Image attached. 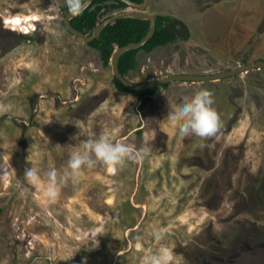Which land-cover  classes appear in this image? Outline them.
Returning <instances> with one entry per match:
<instances>
[{
  "label": "rangeland",
  "instance_id": "rangeland-1",
  "mask_svg": "<svg viewBox=\"0 0 264 264\" xmlns=\"http://www.w3.org/2000/svg\"><path fill=\"white\" fill-rule=\"evenodd\" d=\"M64 6L0 0V264H139L161 247L172 264H264V69L174 82L142 107L66 29ZM148 11L183 20L190 37L140 50L135 83L264 60V0H152ZM200 89L221 119L214 138L166 119L168 102ZM89 132L147 151L113 171L83 168L54 203L24 183L33 143L41 173L60 172Z\"/></svg>",
  "mask_w": 264,
  "mask_h": 264
},
{
  "label": "clouds",
  "instance_id": "clouds-1",
  "mask_svg": "<svg viewBox=\"0 0 264 264\" xmlns=\"http://www.w3.org/2000/svg\"><path fill=\"white\" fill-rule=\"evenodd\" d=\"M88 0H65L68 12L79 16L85 11ZM213 94L208 89H200L189 99L181 97L180 100L168 102L166 119L178 125L177 131L181 136L194 135L201 139L214 138L221 128L219 114L213 109ZM79 135L84 136L80 131ZM202 144L201 147H206ZM147 149H137L124 140L113 141L107 134L98 137L95 133L86 134V139L81 142L80 150L74 151L67 166L60 172L54 167L41 173L36 166L35 156L39 153L37 141L28 149L27 160L32 161V166L24 171V183L31 186L44 187L45 196L49 203H54L60 195L61 188L69 182L73 185L79 182L83 168L91 169L97 162L102 163L109 171L122 167L127 161L141 163ZM167 235L164 228H152V237L155 241H162ZM173 255L167 247L158 251H145L139 264H172Z\"/></svg>",
  "mask_w": 264,
  "mask_h": 264
},
{
  "label": "trees",
  "instance_id": "trees-1",
  "mask_svg": "<svg viewBox=\"0 0 264 264\" xmlns=\"http://www.w3.org/2000/svg\"><path fill=\"white\" fill-rule=\"evenodd\" d=\"M142 2L143 0H133ZM130 6L121 0H95L87 10L81 15L72 19L74 27L80 31L92 34L95 27L107 17L116 12L127 10ZM64 11L68 9L65 4ZM172 17L170 15L158 14L156 22V31L146 44L134 50L124 53L119 60V68L123 75H131L138 66V53L140 50L152 51L157 47L165 46L173 42L178 36L165 27ZM150 29V21L137 18H122L115 23L109 24L101 35L94 41L88 43L93 49L98 51L103 65L108 66L113 52L118 47L125 46L132 42H138L144 38ZM116 87L120 90L129 91L122 81L115 77ZM159 91L158 87H152L146 90L131 91L138 99H141L142 107L153 99L152 95Z\"/></svg>",
  "mask_w": 264,
  "mask_h": 264
},
{
  "label": "water",
  "instance_id": "water-1",
  "mask_svg": "<svg viewBox=\"0 0 264 264\" xmlns=\"http://www.w3.org/2000/svg\"><path fill=\"white\" fill-rule=\"evenodd\" d=\"M127 3L130 7L127 10L119 11L114 13L113 15L104 19L101 23H99L95 29L93 30L92 34H87L72 24V19L76 18L73 17L70 13H67L64 18V24L66 29L72 33L74 36L81 38L84 42L90 43L98 38L101 33L105 30V28L112 23H115L117 20L122 18H137L143 20L150 21V29L147 35L142 38L138 42H132L125 46L118 47L113 52L110 64L112 65L113 73L116 78L124 83L129 91H136V90H146L152 87H160L162 89L161 93L164 92L165 86L164 84L168 82L174 81H184V82H207V81H217L223 78L232 77L237 74L250 72L255 69H264V60L260 59L255 62L249 64H241L238 65L230 70L223 71L220 73L209 74V75H198V74H175V75H168L162 77L160 79H154L143 83H135L131 81L127 76L123 75L119 68V60L121 56L129 50L139 49L143 47L147 41L151 39L156 31V22H157V14L150 13L148 8L151 5V0H143L142 2H135L133 0H121ZM95 0H88L85 10H87ZM165 27L173 32L178 36H186L189 32L188 25L181 19H173L171 23H166Z\"/></svg>",
  "mask_w": 264,
  "mask_h": 264
},
{
  "label": "flooded vegetation",
  "instance_id": "flooded-vegetation-1",
  "mask_svg": "<svg viewBox=\"0 0 264 264\" xmlns=\"http://www.w3.org/2000/svg\"><path fill=\"white\" fill-rule=\"evenodd\" d=\"M158 15V14H157ZM171 16V15H170ZM172 18L167 22V23H171L172 22V20L173 19H178V18H175L174 16H171ZM166 24V23H165ZM189 27V26H188ZM189 33V32H188ZM178 36V35H177ZM190 37V34H187L186 36H184V37H182V36H178L173 42H171V43H174V42H176L178 39H188ZM169 44V43H168ZM161 47V46H160ZM197 49V48H196ZM147 52H149V51H147ZM234 68V67H233ZM230 70V69H229ZM258 70H260V69H258ZM262 70V69H261ZM225 71H227V70H225ZM221 72H223V71H221ZM218 73H220V72H218ZM213 74H215V73H213ZM175 75V74H174ZM165 76H168V75H164V76H162V77H165ZM161 77V78H162ZM154 79H160V78H154ZM153 78L152 79H150V80H154ZM224 79V78H223ZM221 80V79H220ZM217 81H219V80H217ZM174 82H184V81H174ZM174 82H168V83H166V84H164V86H165V90H164V92L163 93H165L168 89H170V87H171V85H173L174 84ZM213 82H216V81H213ZM196 83H203V82H196ZM159 88V91L157 92V93H155V94H153L152 95V97H153V99L156 97V95H158V94H161V91H162V89L160 88V87H158ZM153 99H151L149 102H151V101H153ZM139 101L142 103L143 101L141 100V99H139ZM148 102V103H149ZM147 103V104H148ZM147 106V105H146ZM145 106V107H146ZM262 198H264V197H262Z\"/></svg>",
  "mask_w": 264,
  "mask_h": 264
},
{
  "label": "bare ground",
  "instance_id": "bare-ground-1",
  "mask_svg": "<svg viewBox=\"0 0 264 264\" xmlns=\"http://www.w3.org/2000/svg\"><path fill=\"white\" fill-rule=\"evenodd\" d=\"M28 23V22H27ZM34 26H33V23H31V25H30V27L29 28H33Z\"/></svg>",
  "mask_w": 264,
  "mask_h": 264
},
{
  "label": "crops",
  "instance_id": "crops-1",
  "mask_svg": "<svg viewBox=\"0 0 264 264\" xmlns=\"http://www.w3.org/2000/svg\"><path fill=\"white\" fill-rule=\"evenodd\" d=\"M151 3H152V0H151ZM255 70H258V69H255ZM222 80V79H221ZM221 80H219V81H221ZM213 82V81H212Z\"/></svg>",
  "mask_w": 264,
  "mask_h": 264
}]
</instances>
